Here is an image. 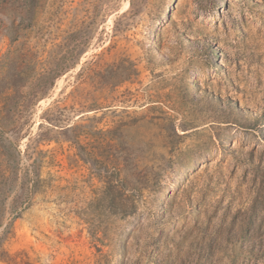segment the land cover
<instances>
[{"label":"rangeland","instance_id":"rangeland-1","mask_svg":"<svg viewBox=\"0 0 264 264\" xmlns=\"http://www.w3.org/2000/svg\"><path fill=\"white\" fill-rule=\"evenodd\" d=\"M0 264H264V0H0Z\"/></svg>","mask_w":264,"mask_h":264}]
</instances>
